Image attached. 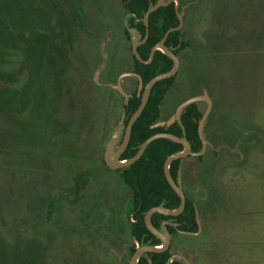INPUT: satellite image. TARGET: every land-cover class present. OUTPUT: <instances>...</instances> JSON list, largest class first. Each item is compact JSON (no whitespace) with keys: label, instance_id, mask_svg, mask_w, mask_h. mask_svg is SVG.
<instances>
[{"label":"rangeland","instance_id":"1","mask_svg":"<svg viewBox=\"0 0 264 264\" xmlns=\"http://www.w3.org/2000/svg\"><path fill=\"white\" fill-rule=\"evenodd\" d=\"M32 1L0 0V264H129L131 191L104 153L124 138L115 87L127 74L123 91L138 89L140 36L120 0H58L56 32L26 36ZM181 3L188 46L160 123L197 102L204 147L180 170L198 231L170 235L171 251L264 264V0Z\"/></svg>","mask_w":264,"mask_h":264},{"label":"trees","instance_id":"2","mask_svg":"<svg viewBox=\"0 0 264 264\" xmlns=\"http://www.w3.org/2000/svg\"><path fill=\"white\" fill-rule=\"evenodd\" d=\"M58 0H33L27 7L24 18L20 21L18 31L26 36L31 35H52L58 23L53 18L58 9L67 10L64 3L58 4ZM168 1V0H165ZM178 9L175 3L171 2L166 6L159 7L149 15L148 38L137 48L142 60L148 61L151 49L165 38V46L176 56L188 46L183 39L182 27L178 28L181 20L178 15L181 13V0ZM156 3V0H121V4L129 16L130 29H134L140 36V41L145 38L146 27L143 22L146 11ZM60 21V20H58ZM128 37L129 32L126 31ZM134 67L132 72L140 77L143 86L153 77L169 72L173 62L160 50H156L152 60L143 64L135 56H132ZM137 77V82H138ZM175 75L171 78L156 83L150 90L146 106L134 123L128 145L121 153L120 159L125 161L132 158L139 150L141 144L150 136L157 133H169L186 139L191 145V153H200L203 143L198 134L199 123L202 113L197 102H191L184 107L178 119L172 123L161 121V105L168 89L173 85ZM143 87L136 89L125 101L122 107L124 124L126 126L130 116L137 110L141 102ZM183 150L180 143L169 139H156L151 142L139 160L119 170L123 183L131 191V199L126 208V215L130 218V253L133 254L138 246H159L160 241L146 227L144 223L145 213L153 207H161L166 210H175L180 205V199L165 179L164 163L173 154ZM190 156V155H189ZM187 156V157H189ZM185 157V158H187ZM201 158V156L199 157ZM184 158L174 160L169 165V173L172 179L177 182ZM186 196L185 209L178 215H164L153 213L150 217L152 227L161 232V225L166 223V229L171 235L178 232L193 234L198 231L196 207L193 201ZM137 264H187L184 260L174 257L171 245L162 252H150L143 254Z\"/></svg>","mask_w":264,"mask_h":264},{"label":"water","instance_id":"3","mask_svg":"<svg viewBox=\"0 0 264 264\" xmlns=\"http://www.w3.org/2000/svg\"><path fill=\"white\" fill-rule=\"evenodd\" d=\"M120 2H121V0H120ZM171 2L175 3V9L177 10L178 9V4H179L178 0H168V1L156 0V3L146 11V13L144 14V18H143V22H144L145 27H146L145 38L143 40H141V41H137V39L134 38V42H133V45H132V53H133V55L135 56V58L139 62H141L143 64H147V63H149L152 60L155 51L156 50H160L165 56H167L169 59H171V61L173 62V67H172V69L169 72L156 75L155 77L150 79L144 86H143V81H142V79L140 77L136 76L134 73H129L131 75H134V76L138 77V90H140L143 87L142 96H141V102H140V105L137 108V110L128 119V122H127V124L125 126L123 141H122L121 145L119 146V148L117 149V151H114V149H113V145H114L115 139H116V136H113L112 140L110 141V143L108 145V149L104 153V163H105V165L111 170H119V169H121L123 167H127L130 164H132V163L136 162L137 160H139L141 158V156L143 155V153L145 152V150L148 147V145L151 142H153L154 140H156V139H160V138L169 139V140H172L174 142L180 143L183 146V150L181 152L173 154V155H170L166 159V161L164 163L165 179L168 182V184L170 185V187L173 189V191L176 193V195L179 197L180 205L175 210H166V209H163L161 207H153V208L149 209L145 213V215H144V223H145L146 227L148 228V230L157 239H159V241H160V245L159 246L160 247L159 246H149V245L139 246L138 248H136L135 252L133 253L129 264H137L138 259L145 253L162 252V251L167 250L169 248V245H170V234H169L168 230L166 229V226H165L166 223L163 222L162 225H161V231L163 233L155 230L152 227V225H151V221H150L151 215L153 213L157 212V213H162V214L167 215V216L168 215L175 216V215L180 214L185 209V205H186V196H185L183 190L180 187L179 177H178L177 182H175L172 179V177H171V175L169 173V165H170V163L172 161L178 160V159H182V158H185V157L193 154V153H191V145L186 139L177 137V136L169 134V133H157V134H154V135L150 136L149 138H147L141 144L139 150L137 151V153L132 158H130L128 160H125V161L120 159L121 153L126 149V147L128 145L131 129H132L134 123L137 121V119L142 114V112H143V110H144V108L146 106V103H147V100H148V96H149V92H150L151 88L156 83H158V82H160L162 80H165V79L173 77L176 74V72H177V70L179 68V59H178V57L171 50H169L164 44L166 36L164 37V39H162L159 43H157L151 49L150 58H149L148 61L142 60L141 57L138 54V51H137L138 46L140 44H142L143 42H145V40L148 38V34H149V24H148L149 15L152 12L156 11L159 7L166 6L167 4H169ZM178 17L180 19L179 15H178ZM180 27H182V20H181L180 25L178 26V28H180ZM132 32H135V30L132 29ZM125 75H127V74H123V75H121L119 77L117 86L115 88L127 100L129 98V95H127L123 91V89L121 87V84H120L121 78L124 77ZM184 105L187 106L188 104H184ZM173 121L174 120L168 122V124L172 123ZM163 124L164 123H159L158 125H163ZM198 134H199V137L201 138L200 123H199V127H198ZM202 143H203V141H202ZM203 147H204V144H203ZM203 147H202V149H203ZM198 154L200 155L201 152L197 153V155ZM178 258L179 259H183L181 257H178Z\"/></svg>","mask_w":264,"mask_h":264},{"label":"flooded vegetation","instance_id":"4","mask_svg":"<svg viewBox=\"0 0 264 264\" xmlns=\"http://www.w3.org/2000/svg\"><path fill=\"white\" fill-rule=\"evenodd\" d=\"M179 5V4H178ZM178 71V70H177ZM177 73V72H176ZM168 123V122H167ZM170 234V233H169ZM171 235V234H170ZM170 245H171V241H170ZM169 245V246H170ZM160 247V246H159ZM133 255V254H132ZM174 257H176V258H178V256H174ZM179 259V258H178ZM182 260H184V259H182Z\"/></svg>","mask_w":264,"mask_h":264},{"label":"crops","instance_id":"5","mask_svg":"<svg viewBox=\"0 0 264 264\" xmlns=\"http://www.w3.org/2000/svg\"><path fill=\"white\" fill-rule=\"evenodd\" d=\"M179 181H180V174H179ZM175 256V255H174Z\"/></svg>","mask_w":264,"mask_h":264}]
</instances>
